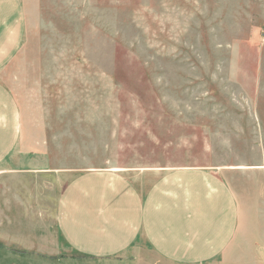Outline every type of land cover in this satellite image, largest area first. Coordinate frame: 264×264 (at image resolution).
<instances>
[{
    "label": "crops",
    "instance_id": "1",
    "mask_svg": "<svg viewBox=\"0 0 264 264\" xmlns=\"http://www.w3.org/2000/svg\"><path fill=\"white\" fill-rule=\"evenodd\" d=\"M29 21L24 1L0 0V246L45 258L106 260L145 250L164 264H264V115L257 101L231 99L229 114L211 119L219 128L202 132L212 144L194 164L107 169L103 160L94 167L103 134H78L75 117L61 135L53 103L70 102L28 98L32 80L23 77L35 69L15 66L27 54ZM107 80L87 93L89 79L84 98L72 103L90 109L91 124Z\"/></svg>",
    "mask_w": 264,
    "mask_h": 264
},
{
    "label": "rangeland",
    "instance_id": "2",
    "mask_svg": "<svg viewBox=\"0 0 264 264\" xmlns=\"http://www.w3.org/2000/svg\"><path fill=\"white\" fill-rule=\"evenodd\" d=\"M22 1L30 20L29 46L15 67L35 69V75L23 77L32 80L28 98L44 105L70 102V107L53 103L62 118L61 135L75 117L78 134H103L94 167L103 168V160L110 161L107 169L194 164L206 142L211 148L202 132L219 128L211 119L229 114L231 99L257 101L264 115V0ZM89 79L87 93L108 79L92 124L90 109L72 107L84 98L81 85ZM0 264L164 263L145 250L92 260L45 258L0 246Z\"/></svg>",
    "mask_w": 264,
    "mask_h": 264
}]
</instances>
